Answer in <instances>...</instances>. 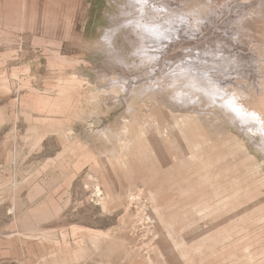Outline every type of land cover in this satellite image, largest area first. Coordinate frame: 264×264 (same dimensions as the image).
Instances as JSON below:
<instances>
[{"label":"rangeland","instance_id":"374dc122","mask_svg":"<svg viewBox=\"0 0 264 264\" xmlns=\"http://www.w3.org/2000/svg\"><path fill=\"white\" fill-rule=\"evenodd\" d=\"M147 22L170 26L159 35L172 36L162 40L163 62L138 52L137 27L149 36ZM196 53L225 88L244 77L245 102L264 112V0H0V264H264L255 127L190 122L180 143L175 134L140 138L129 153L106 135L133 122L135 94L174 115L192 111L166 101L171 88L164 97L146 84L172 81ZM69 76L82 79L71 86L72 120L23 103L55 96ZM62 159L70 182L50 167Z\"/></svg>","mask_w":264,"mask_h":264},{"label":"bare ground","instance_id":"6f19581e","mask_svg":"<svg viewBox=\"0 0 264 264\" xmlns=\"http://www.w3.org/2000/svg\"><path fill=\"white\" fill-rule=\"evenodd\" d=\"M136 23H140V22H136ZM169 24H171V23H169ZM144 26L147 28H150V30L152 29V33L148 32L149 36H151V37H149V36L145 35L146 33L144 35L142 34L143 32L139 33L140 31H142L141 26L137 27L139 29V32L135 28V31L138 32V35L141 36L142 41H143V43L141 44L142 45L141 49H139L138 52L143 54L150 61H157L158 58H160V60L162 61V59L165 58L163 56L165 55L164 53L166 51L162 45L163 44L162 40L165 38L171 39L172 36L169 35L170 34L169 32H168L169 34L166 33L163 36H159V35H160L161 31H165L164 29L169 30L170 26L168 27V26H165L164 23H162V25H161V24H158L156 22H151V23L147 22L144 24ZM152 27H157L159 29H156V28L153 29ZM172 29H175V28L172 27ZM154 33L156 36H154ZM151 34L154 36V39H153V36ZM111 37H112V35L109 36V31H108L104 37V40L110 41ZM202 62H207V59L200 56L199 53H196V55L191 56V57L187 58L186 60H184V59L182 60L181 64L176 67V70L178 72L175 73L174 79L172 81H170V80H159V81L151 80L148 84H146V85H149L150 88L153 87L151 89H153V90L155 89L157 92H159L164 97H166L164 95L165 92L171 88L172 94L167 95L168 97H166V101H170L178 109H183L186 106L193 107L192 111H186V112L178 111L174 115V114H172L171 110L168 109L166 106L159 105V107H158L157 106L158 104L154 103L153 101H149L146 99L144 100L141 98V96H139L140 94H135L134 95L135 97L131 101L128 102V106L126 107L127 110L130 111L134 116L133 122L129 123V121H124L122 127H120L121 128L120 131L119 130L114 131L111 128H109L106 131V135L107 136H113L117 140L121 141V142H119V144H121L122 152L123 153H129V151L131 150V147L136 145L137 141L140 138L145 139L146 137H148L147 140L149 141V139L152 137L158 138V137L162 136V137H165L167 139L172 140L171 134H175L177 137H179L177 139H179L178 142L180 143V136L183 135V133H184L183 130H184L185 126L190 122H193L195 126L198 125L197 124L198 121H203V122L206 121V122L214 124V125H223L224 123L228 124V122L226 121V120H228L229 122H232L234 125H238L241 127H248V128L249 127H255L259 132H261V135L263 137V141H261V142L257 141V142L260 145V146L259 145L258 146L261 147L260 149H262L264 151V112L260 109H257L258 106H261L258 103L256 106H251L250 104L245 102V99H251V98L248 96V92L245 89V85L243 84L244 77L242 78L243 79L242 83L238 84L239 87L237 86V90H234V87H236L234 85L231 86V89H229V88L227 89L224 87V84L221 83L215 77V75L209 70V65L206 66V65L202 64ZM167 63L168 62H165V64H167ZM221 64H223V63H221ZM225 64H227V62ZM197 65H199V66H197ZM201 71H204V72H201ZM170 72H168V73H170ZM65 80H66L65 82H62L57 86V90H56L57 92H56L55 96L46 95V94H45L46 96L45 95L44 96H42V95L38 96V95L34 94V96L23 98V100H22L23 103L24 104L29 103V105H30V103H33L35 106H39L42 110H45V111H48V110L50 111L52 108H58V111L64 113L63 117L65 118V121L72 120L74 118V116H76L77 113L79 112V109L77 107L76 108L72 107L73 108V109L71 108L72 111L68 112V110H69L68 108L72 106V102H71L72 97H73V95H75L74 92H72L71 86L77 85L78 83H80L82 81V79H79L76 76H69V77H66ZM113 81H114V85H112L113 87H112V89L111 88L110 89L114 93L119 94L120 92L123 91V88H122V86H120L117 83V80H113ZM174 83H180L181 86H179L180 84L176 85ZM244 83L247 84V82H244ZM95 94H97V93H95ZM108 94H110V93H108ZM31 95H33V94H31ZM107 96H109V95H107ZM244 97H246V98H244ZM36 98H38V99L36 100ZM136 99H139L143 102L140 105H138ZM200 103L206 105L209 111L204 112L200 108H198ZM27 107H28V105H27ZM141 109L145 110L144 113ZM128 111H126V112H128ZM160 112H163L169 118L168 121L162 122L163 124L161 123V121H159ZM212 112H214V113H212ZM215 113L221 114L222 118L217 117L215 115ZM224 119H226V120H224ZM131 125L135 126V128L131 129ZM70 126H71V124H70ZM69 130H66V131H68L67 133H69ZM132 130H135V132H132ZM104 135H105V132H104ZM40 138H41V136L37 134L36 139L34 141H32V146H36L38 144ZM138 143H140V142H138ZM179 143H177V141H176L175 144L178 145ZM241 151L245 152L246 148L245 147L241 148ZM110 154H111V152H110ZM247 154H249V153H247ZM89 156L91 158L94 157L93 155H91V153L88 155V157ZM106 156H107V158L109 157L108 155H106ZM114 156H116V155H114ZM59 157H63V155H60ZM245 157H246V155H245ZM103 158H105V157H103ZM67 164L69 165V163H67ZM254 164H256V163H254ZM50 167L53 168L54 174H56L58 176L55 178H59V177L62 178L63 175H65L67 178L66 181H69V182H70V180H72L74 178V174L72 172H68V167L66 165L65 159L57 160L56 163H53ZM40 186H42V185H40ZM40 186L37 187V190H38L37 192L41 191ZM56 186H58V185H56ZM43 189H45V188H43ZM97 190L99 191V188H97ZM24 213H25L24 214V216H25L27 211ZM21 214L23 215V213H21ZM24 216H21V218H22L21 221H23L24 227H25L24 229H27L30 232L34 231V229H33L34 225L33 226H31L32 224L29 225L26 221L28 219V218L26 219L27 215L25 217ZM35 230H36V228H35ZM63 258L64 259H62L61 261H62V263L63 262L65 263V261L68 260L67 259L68 257L64 256ZM68 261H70V259ZM50 264H61V263L53 262ZM68 264H70V262Z\"/></svg>","mask_w":264,"mask_h":264}]
</instances>
